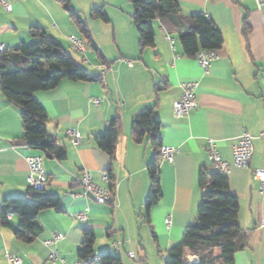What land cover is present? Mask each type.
Wrapping results in <instances>:
<instances>
[{
	"label": "crops",
	"instance_id": "obj_1",
	"mask_svg": "<svg viewBox=\"0 0 264 264\" xmlns=\"http://www.w3.org/2000/svg\"><path fill=\"white\" fill-rule=\"evenodd\" d=\"M6 1L12 7L6 9L0 0V52L21 41H34L29 28L35 26L78 55L68 36L82 33L61 2ZM176 1L177 13L165 12L151 20L154 43L142 49L131 1L70 0L89 30V38L82 34L87 61L79 54L80 61L101 80L64 79L52 89L34 92L48 116L47 127L64 145L63 158L23 142L21 109L0 90V206L7 198L26 196L30 185L25 157L35 154L43 157L46 191L60 199L57 209L37 214L38 231L30 243L14 236L12 225H17L19 217L10 215L12 225L0 223V264H9L7 253L20 257L21 264H75L80 259L77 248L90 233L94 254L111 251L122 264H164L169 248L181 240L185 226L196 217L202 193L200 169L215 170L208 158V140L216 143L223 160L231 162L233 145L243 132L252 137V157L247 167H232L227 175L229 189L239 201L237 222L243 239L233 264H264V183L262 187L254 178L255 169L264 168V137L260 136L264 129V4L259 7L255 0ZM99 6L107 21L91 15ZM197 13L211 18L223 38L221 47L215 49L218 56L206 71L197 63L196 54L184 53L178 37ZM190 81L197 83L196 105L187 116L174 117L173 103L182 93V84ZM94 98L99 102L94 103ZM146 107H153L160 121L161 144L178 149L171 164L157 159L161 196L148 211L144 207L150 190L148 165L156 160L158 150L147 135L140 141L131 136L133 116ZM115 117L120 121V135L110 156L99 147L97 137ZM67 128L80 132L79 143L69 140ZM85 169L97 183L109 186L112 179L109 202L70 195L81 191L79 178ZM103 172L108 173V180ZM81 211L86 221L78 219ZM58 234L62 236L55 238ZM53 251L54 260L50 258ZM182 255L187 264L198 260L187 247ZM216 264L226 263L217 259Z\"/></svg>",
	"mask_w": 264,
	"mask_h": 264
},
{
	"label": "trees",
	"instance_id": "obj_2",
	"mask_svg": "<svg viewBox=\"0 0 264 264\" xmlns=\"http://www.w3.org/2000/svg\"><path fill=\"white\" fill-rule=\"evenodd\" d=\"M61 2L78 26L80 32L89 38V30L79 12L70 4V0ZM133 6L132 17L137 28L140 47L143 49L154 43V30L151 20L163 16L165 12L177 13L176 0H129ZM91 15L107 21L106 12L101 6L94 7ZM248 29L245 24V31ZM30 35L35 39L27 43L21 41L11 49L0 52V90L4 97L20 107L23 126L22 140L25 144L45 154L58 158L65 156V149L60 137L50 130L46 123L48 116L42 105L35 99L34 92L56 87L62 80L99 81L76 62L72 54L53 37L48 36L39 27L31 26ZM81 34V35H82ZM183 51L194 56L199 49H218L223 38L220 29L211 18L204 14H193L187 26L179 34ZM89 41L87 42L88 45ZM160 121L153 115V107L143 108L135 114L131 124V136L140 141L147 135L157 151L156 160L148 165L150 190L144 202L148 211L161 196L160 178L157 159L160 158L161 141L159 137ZM120 135V121L115 117L103 133L97 137L99 147L110 156ZM198 183L202 188L201 198L195 219L188 223L181 240L168 250L164 264H187L182 249L187 247L198 260L192 264H216L222 259L226 264H233L234 253L243 245L242 232L237 222L239 201L230 191L227 175L217 170L201 168ZM113 181L109 183L112 192ZM59 196L46 189L28 187L25 197L7 198L0 206V223L12 225L9 215L19 217L17 225H12L14 236L30 243L36 237L37 214L47 208L59 207ZM94 235L90 233L77 248L78 258L83 259L94 254ZM98 255L99 264H122L119 256L111 251Z\"/></svg>",
	"mask_w": 264,
	"mask_h": 264
},
{
	"label": "built area",
	"instance_id": "obj_3",
	"mask_svg": "<svg viewBox=\"0 0 264 264\" xmlns=\"http://www.w3.org/2000/svg\"><path fill=\"white\" fill-rule=\"evenodd\" d=\"M257 5L260 7L264 4V0H255ZM6 9H11V5L7 3L6 0H1ZM71 43L72 49L78 54H84L86 50V42L81 34L72 33L68 36ZM0 49H3V45H0ZM218 53L215 49H200L197 51L195 58L197 63L202 67L204 71L207 70L209 62L216 58ZM82 59L87 61V58L83 55ZM128 65H132L131 60H126ZM101 65H97L96 68H101ZM197 83L195 81L185 82L182 84V93L173 103V116L180 118L185 117L189 112L195 107V88ZM94 103H98L99 99L94 98ZM66 136L73 144H77L81 140V134L76 128H67L65 130ZM260 136L264 137V129L260 132ZM208 158L211 161L215 170L219 171L224 175H228L232 167H247L249 165L250 159L253 153L252 137L247 132H243L238 138L237 142L232 148V161L228 162L223 160L219 154L216 143L209 139L208 140ZM160 158L167 163L171 164L174 162L178 149L171 145H161L160 146ZM28 164L27 180L30 187L36 189H45L47 183V176L42 167V155H29L25 157ZM108 173L103 172V178L108 180ZM254 178L260 181L263 187L264 183V168H257L254 171ZM79 182L82 186L80 192H70L72 197L82 196L91 197L99 203H106L111 200L110 188L106 184L97 183L92 179V176L88 170H83ZM10 217V215L8 216ZM78 219L81 221H86L87 215L85 212L81 211L78 213ZM165 223H170V218L165 219ZM58 234L55 238L61 237ZM117 251V250H116ZM130 257L135 258L133 252L128 253ZM57 257L56 251L50 254L51 259ZM7 259L9 264H21V258L12 254L7 253ZM75 264H99L98 255L91 254L86 258L79 259Z\"/></svg>",
	"mask_w": 264,
	"mask_h": 264
},
{
	"label": "rangeland",
	"instance_id": "obj_4",
	"mask_svg": "<svg viewBox=\"0 0 264 264\" xmlns=\"http://www.w3.org/2000/svg\"><path fill=\"white\" fill-rule=\"evenodd\" d=\"M30 42H31V41H29V40L27 41V43H30ZM88 52H91V51L89 50ZM71 53L73 54V52H71ZM89 54H90V53H89ZM73 55H74L75 59L78 60V62H80V63L82 64L81 66H82L85 70H87V71L90 72V73H93V70H92V69H91L86 63H83V62L80 61V58H79L80 56H79V54L77 55L76 53H74Z\"/></svg>",
	"mask_w": 264,
	"mask_h": 264
}]
</instances>
